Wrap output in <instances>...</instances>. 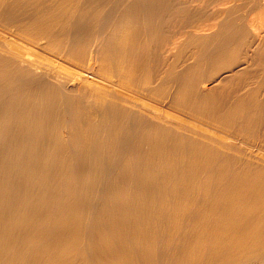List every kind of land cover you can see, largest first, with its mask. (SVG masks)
I'll use <instances>...</instances> for the list:
<instances>
[{"label":"bare ground","instance_id":"obj_1","mask_svg":"<svg viewBox=\"0 0 264 264\" xmlns=\"http://www.w3.org/2000/svg\"><path fill=\"white\" fill-rule=\"evenodd\" d=\"M261 15L0 0V264H264Z\"/></svg>","mask_w":264,"mask_h":264},{"label":"rangeland","instance_id":"obj_2","mask_svg":"<svg viewBox=\"0 0 264 264\" xmlns=\"http://www.w3.org/2000/svg\"><path fill=\"white\" fill-rule=\"evenodd\" d=\"M262 16H264V15H261V18H259V17H260V16H259V17H258L259 19H257V20L260 22V23L257 22L258 25L260 24L259 26H264V23H263V22H264V17L262 18ZM260 19H261V20H260ZM262 19H263V20H262ZM262 23H263V25H261Z\"/></svg>","mask_w":264,"mask_h":264}]
</instances>
